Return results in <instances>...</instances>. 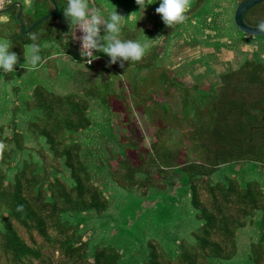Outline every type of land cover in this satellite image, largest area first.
<instances>
[{
  "label": "trees",
  "instance_id": "1",
  "mask_svg": "<svg viewBox=\"0 0 264 264\" xmlns=\"http://www.w3.org/2000/svg\"><path fill=\"white\" fill-rule=\"evenodd\" d=\"M55 1L59 14L67 0ZM204 1L195 0L186 17L192 16ZM243 1L238 0V4ZM52 10L49 0H35L32 11H22L25 28ZM16 11L13 8L8 12L10 17L4 21L0 15V37L13 42L12 51L18 59L24 57L23 46L30 43L32 33L40 35L42 47L45 43H62L56 30L58 14L31 33L21 35ZM262 20L264 1L245 14L250 26ZM183 23L167 26L152 51L138 63H129L131 67L137 63L138 70L151 73L152 90L165 85L157 73L152 74L158 69L157 56ZM123 69L128 72V66ZM14 72L6 73L5 78L12 80ZM147 86L137 83L130 100L132 108L155 125V141L149 150L142 149L129 122L120 126V140L112 129L110 134L119 152L107 151L108 175L120 190L137 192L140 199H149L151 191L163 193L171 189L175 185L173 176L178 175L189 196L195 226L191 228L190 241L181 238L168 250L151 238L138 250L142 260L128 254V261L228 262L237 254V232L257 212H264V60H246L237 69L220 75L210 92H202L200 83L185 87L179 114L168 113L155 100L154 93L145 94ZM173 86L176 83L172 79L167 87ZM105 87L109 90V84L105 83ZM190 92L195 95L191 97ZM88 99L111 111V94L99 90L98 85L63 95L37 85L22 108L17 104L12 107V118L6 124L11 134L5 135L6 127L0 126V142L5 144L0 151V264H122L123 253L112 245L95 246L90 254V242L81 231L84 214L101 216L109 208L108 198L93 181L92 168L81 153L79 136L93 125ZM123 108L127 113L131 109L126 104ZM111 113L116 115L113 110ZM18 114L22 118L27 115L28 137L17 129ZM174 131H178L176 138L172 137ZM31 140L38 147L36 155L29 152L28 159H24ZM113 161L115 169L110 166ZM249 256L251 264H264L262 244L252 245Z\"/></svg>",
  "mask_w": 264,
  "mask_h": 264
},
{
  "label": "rangeland",
  "instance_id": "2",
  "mask_svg": "<svg viewBox=\"0 0 264 264\" xmlns=\"http://www.w3.org/2000/svg\"><path fill=\"white\" fill-rule=\"evenodd\" d=\"M104 1L107 5H113L115 9L120 8V10L124 11L125 17L133 13L136 20L134 22L135 25H139L143 17L149 16L148 7H146L144 14L137 12L139 11V6L135 3V0ZM194 2L195 0H190L189 8L193 7ZM150 3L155 9L159 6V0H156L155 3H152L151 0ZM237 5L238 0H205L192 16L187 17L157 56L155 67L159 71L156 73L158 78L160 76L163 79L164 86H157L152 90L150 84L151 81L154 82V79L148 76L141 78L142 74L147 70H142L140 76L136 74L138 84L144 85V87L148 85L143 89V92L145 94L154 93L155 100L163 104L165 110L168 109V113L169 111L174 114L181 112V99L185 87L200 83L202 85L200 88L202 92H210L219 82L220 75L237 69L246 60H264V37L246 36L240 33L234 26L233 14ZM24 7L28 10L32 5L29 7L25 5ZM61 14H63L62 8L58 14V20ZM3 16L1 21H4L8 16L10 17V14L7 13ZM128 23L129 18L126 24ZM161 33L157 31L155 34V31H149V29L141 30L138 39L148 44L150 41H153L150 39H154L156 35L158 37L161 36ZM53 51L56 52V48ZM41 55L44 58L43 54ZM19 60L21 61V59ZM137 63L134 69H132L136 73L139 65ZM45 67L51 68L55 72V75H58L55 83L51 85L56 90L55 92L61 95L78 93V87L88 86L90 78H92L91 81L93 83L96 79H98V82L101 80L97 78L98 72L96 70L94 71L95 73L92 72L90 74L84 67L76 66L79 70L84 69L87 74V76L84 74L83 81L79 77V73L71 69L68 61L61 59L56 63L51 62ZM21 70L22 67H20L18 72H14L12 80L5 78L6 73H0V126L6 127V124L10 122L12 107L17 104L22 108L26 101L23 97H25L29 91L28 88L34 82L28 77V74L31 73L30 71L21 72ZM164 70H167L168 75L164 74ZM119 73L124 74L123 80L128 82V84H132L131 90H133L135 84L133 86V80L129 77L127 70H120ZM119 78V76H116L114 94H111V111L104 109L105 106L95 100L88 99L90 103L89 116L93 125L89 131L79 136V140L82 142L81 153L84 160L92 168L93 181L108 198L109 208L101 216H96L92 213L84 214L85 217H81V222L84 224L81 231H85L84 239L90 242V254L95 246L108 244L116 247L123 253L122 264H131L127 258L128 254H132L136 260H142L143 254L138 250L145 246L146 240L155 239L164 248L169 250L181 238L186 237L189 239L191 228L195 226V222L188 205L189 196L181 187L183 180L178 175L173 176L175 185L171 189H167L163 193L151 191L152 196L149 199H140L137 192H133L132 194L124 193L108 175L105 164L107 151L111 150L116 154L119 152L110 134L112 129L114 134L118 136V140H120L123 133L120 126L125 127L126 122H129L137 132L136 137L141 141L140 147L146 150L150 149V145L155 141V133L158 131L155 125L153 126L149 123L145 115L132 108L129 95L130 90L124 82L122 83L123 80L120 81ZM52 79L47 80L48 85H50ZM172 79L175 81L176 86L167 87L172 82ZM75 80L78 82L82 80L83 82L81 81L80 84L73 85L72 83ZM118 83H120V88H124L125 86L126 89L119 92ZM97 85L99 86V90L109 92L105 87V83ZM42 87L47 90L50 88L49 86ZM134 91L135 89L132 92L134 93ZM189 95L192 97L195 95V92H190ZM121 102L123 103L120 106ZM123 104L131 108L128 113L124 111ZM149 107L154 109V105L151 103ZM112 110L116 112V115L111 113ZM26 114L23 116L24 119L18 114L16 123L18 124V131H21L28 137L30 134L28 131L26 132V124L28 122L26 118L28 114ZM109 125L110 131L107 129ZM159 125H157L158 129H160ZM4 134L7 136L11 134L8 127H6ZM177 135L178 131H174L172 137L176 138ZM35 145V142L32 140L27 143L28 151L25 152L24 159H28L27 155L29 152H32L33 156L36 155L35 151L38 147ZM110 166L112 169H115V161L111 162ZM238 168L239 166L236 165L234 170L237 171ZM239 252H237L233 259L239 258ZM233 259L228 262H214H218V264H232ZM236 264H241V262H237Z\"/></svg>",
  "mask_w": 264,
  "mask_h": 264
},
{
  "label": "clouds",
  "instance_id": "3",
  "mask_svg": "<svg viewBox=\"0 0 264 264\" xmlns=\"http://www.w3.org/2000/svg\"><path fill=\"white\" fill-rule=\"evenodd\" d=\"M155 2L156 0H152V3ZM135 3L139 6L137 12L141 14L149 4L148 0H135ZM189 7L190 0H159V6L155 11L160 15L165 26L172 27L187 19L185 13ZM62 12L70 29L64 33L63 39L66 43L69 39L78 40L80 54L87 58V63L99 58L95 53L102 52L109 58L108 63L110 65L118 63L120 68H125V62L140 61L149 48V45L140 39L122 37V32L130 15L123 16L116 11L114 6L111 8L101 7L92 4L90 0H67ZM77 30L80 33L79 36H77ZM257 30L264 31V20L257 24ZM160 37L150 40L156 41ZM28 40L30 43L23 46L25 62L19 66L24 68L25 64H28L32 68H36L43 60L42 45L39 42L40 35L32 33ZM13 46L14 44L10 39L0 38V73L15 71V66L18 64V54L12 51ZM4 148L5 144L0 142V151Z\"/></svg>",
  "mask_w": 264,
  "mask_h": 264
},
{
  "label": "crops",
  "instance_id": "4",
  "mask_svg": "<svg viewBox=\"0 0 264 264\" xmlns=\"http://www.w3.org/2000/svg\"><path fill=\"white\" fill-rule=\"evenodd\" d=\"M151 0H148V14L149 16L143 17V20L140 21L139 25H135V15L132 13H130L131 15L129 16V23L125 25L124 31L122 32V37L123 38H127V39H138L139 35L141 34V30H145V29H149V31L153 30L155 31V34L157 33V31L162 32L161 33V38L159 39L161 41L163 34H164V30L167 26H165V24L163 23L161 17L159 14L156 13L155 8L153 7V5L150 3ZM14 3V2H18L22 5L23 10L25 11H31V8L33 10L34 7V3L35 0H10V3ZM90 2L92 4L101 6V7H112L110 5H107L105 3L104 0H90ZM29 7L30 5H32L31 8H28V10L24 7V6ZM25 8V9H24ZM123 8V7H122ZM146 9V8H145ZM145 9L143 11V14L145 13ZM22 10V11H23ZM188 10V9H187ZM116 11L118 13H124V11L120 10V8L116 9ZM124 16V14H123ZM60 19L56 20V30L59 33L60 37L62 38V43L58 42H52V43H46L45 45H43L42 49L43 51L41 52V54H43L44 58L42 60V62L40 63V65L36 68H32L30 65L25 64V67L22 68L21 72H25V71H30L31 73L28 74V77H30L29 79H31L33 82L32 85H30V87L28 88L29 91L26 93L25 97H23L26 101L29 100L31 98V94L33 92V89L35 88V86L40 85V86H49V90L53 93H56L55 89L52 88L53 86L51 85L52 83H55L56 81V77L58 75H55V72L52 71L51 68L49 67H45L46 65H48L49 63L53 62L56 63L58 62L60 59L61 60H65L68 61L71 69L73 71H75L76 73H79V77L83 80V76H87V74L85 73V70L87 72H89L90 74L96 70L97 73V78L101 79L98 82V79H96V81H94V83L91 81L92 78H90V84L88 86H79L77 91L80 92L81 89L83 88H89L90 85H97V84H101V83H106L109 84V92L110 94H114V86H115V79L116 76H119V80L122 81L123 80V75L124 74H120V67L119 64H109L108 60L109 58L102 52H98L95 53L99 58L96 59L93 64L91 66H84L77 58L76 55V48L74 47L72 40L69 39L67 40V43L64 41L63 39V35L64 33H67L70 29H69V25L67 23V21L65 20L63 14L60 15L59 17ZM150 18V19H149ZM182 25V24H181ZM136 26V27H135ZM159 28V29H158ZM103 34V33H101ZM158 36L156 35L155 38H157ZM154 38V39H155ZM159 40L156 41H150L149 44V48L148 51H146L145 56L150 52V49L152 47H155ZM153 44V45H152ZM56 48V52H52V50ZM144 56V57H145ZM18 59V70L20 69V64H23L25 62L24 57L21 59V61ZM130 63V62H129ZM129 63L125 62V66H128V74L129 77L132 78L133 80V86L135 84L134 89L137 88V77L136 74H138L140 76V73L142 70H138L137 73L133 72L132 69H134V67L130 66ZM58 64V63H57ZM74 66V67H72ZM84 67V69H77V67ZM89 71H88V70ZM17 70V72H18ZM92 70V71H90ZM146 71V70H144ZM159 71V70H157ZM156 71V72H157ZM16 72V73H17ZM156 72H152L153 76H156ZM162 72V71H161ZM165 74L168 75L167 70H164ZM88 73V74H89ZM148 72L146 71L144 74H142L143 76H150V74H147ZM85 74V75H84ZM50 85H48L47 80H51ZM81 80V81H82ZM81 81H73V85L74 84H80ZM84 81V80H83ZM82 81V82H83ZM114 82V84H113ZM124 82V84H126V87L130 90V94L131 95L133 92V90H131L132 88V84H128V82H125L124 80L122 81V83ZM69 83V82H68ZM118 89L119 92H121L120 90L126 89V87L124 86V88H120V83H118ZM52 88V89H51ZM76 91V92H77ZM58 94V93H56ZM116 96V95H115ZM120 100V99H119ZM96 101V100H95ZM98 102V101H96ZM234 167V166H233ZM235 168V167H234ZM250 169V166L247 168V170ZM264 188V187H263ZM264 212L260 211L257 212L252 218L248 219V224L247 226H245L243 229L239 230L237 232V245L238 247H240L237 252H239V258L233 259V263L232 264H236L237 262H241V264H251L250 261V252H251V246L254 244H262L263 248H264ZM192 231V230H191ZM190 231V233H191ZM243 257V258H242Z\"/></svg>",
  "mask_w": 264,
  "mask_h": 264
},
{
  "label": "water",
  "instance_id": "5",
  "mask_svg": "<svg viewBox=\"0 0 264 264\" xmlns=\"http://www.w3.org/2000/svg\"><path fill=\"white\" fill-rule=\"evenodd\" d=\"M264 0H245L241 3H239L234 11L233 14V23L235 28L242 34L250 37H264V31L257 30V26H250L245 21V14L248 10L253 8L254 6L260 4ZM53 10L48 15L42 17L38 21H36L32 26L29 28H25V25L21 19V14L23 7L20 3L14 2L11 5L5 7L4 9L0 10V15L7 14L10 12L13 8H17L16 11V21L19 24L20 28V34L21 35H27L30 32H32L36 27H38L41 23L54 18L58 14V5L55 0H49Z\"/></svg>",
  "mask_w": 264,
  "mask_h": 264
},
{
  "label": "built area",
  "instance_id": "6",
  "mask_svg": "<svg viewBox=\"0 0 264 264\" xmlns=\"http://www.w3.org/2000/svg\"><path fill=\"white\" fill-rule=\"evenodd\" d=\"M9 4H10V0H0V10L4 9ZM79 35H80V33L77 30V36H79ZM72 43H73L74 47L76 48V55H77L78 60L83 65H85V66H88V67L91 66L96 59L92 60L91 63H87V61H86L87 58L82 57L81 54H80V51H79V48H80L79 41L78 40H72Z\"/></svg>",
  "mask_w": 264,
  "mask_h": 264
}]
</instances>
